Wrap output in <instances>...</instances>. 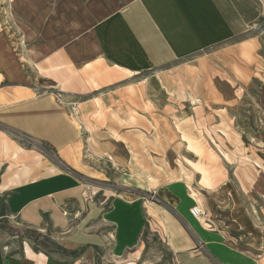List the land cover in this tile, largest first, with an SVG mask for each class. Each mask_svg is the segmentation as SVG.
Segmentation results:
<instances>
[{
  "label": "crops",
  "instance_id": "crops-1",
  "mask_svg": "<svg viewBox=\"0 0 264 264\" xmlns=\"http://www.w3.org/2000/svg\"><path fill=\"white\" fill-rule=\"evenodd\" d=\"M12 1L23 34L14 38L0 12V264H139L154 224L175 264H264V233L241 226L236 210L234 231L196 218L190 209L204 215L205 206L186 179L154 187V199L98 198L61 165L70 166L81 138L71 102L87 106L134 72L243 36L264 16V0ZM26 231L62 250L44 249Z\"/></svg>",
  "mask_w": 264,
  "mask_h": 264
},
{
  "label": "rangeland",
  "instance_id": "rangeland-1",
  "mask_svg": "<svg viewBox=\"0 0 264 264\" xmlns=\"http://www.w3.org/2000/svg\"><path fill=\"white\" fill-rule=\"evenodd\" d=\"M0 12L13 37L21 36L13 1L0 0ZM69 106L81 138L70 166L61 165L96 197L152 199L154 187L186 179L200 193L205 223L216 218L234 231L236 210L241 226L264 233V16L229 43L134 72L87 106ZM159 225L145 233L139 264H175ZM24 235L53 247L38 232Z\"/></svg>",
  "mask_w": 264,
  "mask_h": 264
},
{
  "label": "built area",
  "instance_id": "built-area-1",
  "mask_svg": "<svg viewBox=\"0 0 264 264\" xmlns=\"http://www.w3.org/2000/svg\"><path fill=\"white\" fill-rule=\"evenodd\" d=\"M20 141L23 143V145H25L26 147H31V148H42L45 149V152H47L46 154L48 156H51L53 159L55 158V155L50 152V150L47 149L46 146L42 145L41 143H39L37 140H35L34 138L25 135L23 133H17L16 134ZM191 213L196 217V218H200V216L203 214L201 209L198 207V205L193 206L191 209ZM7 248V247H6Z\"/></svg>",
  "mask_w": 264,
  "mask_h": 264
},
{
  "label": "trees",
  "instance_id": "trees-1",
  "mask_svg": "<svg viewBox=\"0 0 264 264\" xmlns=\"http://www.w3.org/2000/svg\"><path fill=\"white\" fill-rule=\"evenodd\" d=\"M45 242L48 243V244H49V243L52 244L53 247H52L51 249H49V250H57V251H58V250H62L61 247L57 246L55 243H52V242L49 241V239H47V238H45Z\"/></svg>",
  "mask_w": 264,
  "mask_h": 264
},
{
  "label": "bare ground",
  "instance_id": "bare-ground-1",
  "mask_svg": "<svg viewBox=\"0 0 264 264\" xmlns=\"http://www.w3.org/2000/svg\"><path fill=\"white\" fill-rule=\"evenodd\" d=\"M149 209V208H148ZM202 211V210H201ZM203 213V212H202ZM203 216V214L200 216V218ZM161 221V220H160Z\"/></svg>",
  "mask_w": 264,
  "mask_h": 264
}]
</instances>
